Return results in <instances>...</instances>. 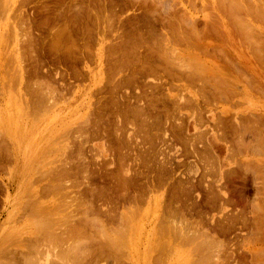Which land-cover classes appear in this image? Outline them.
I'll use <instances>...</instances> for the list:
<instances>
[{
    "label": "rangeland",
    "instance_id": "obj_1",
    "mask_svg": "<svg viewBox=\"0 0 264 264\" xmlns=\"http://www.w3.org/2000/svg\"><path fill=\"white\" fill-rule=\"evenodd\" d=\"M52 1H54V2H52ZM63 1L64 0H21L22 4H20V6H19L20 9L17 10L18 4L14 7V11H13L14 15H15L14 19L12 18L10 21H8L7 25H5V23H6L5 21L0 22V24L1 23L3 24V22H4L3 26L5 25L4 27H2V24H1V27L3 28L2 35H1V36H3L2 37L3 41H4V34H6L8 32L7 29H10L12 27V24H16L19 27L18 32H19L20 38L22 37L21 34H23L24 32L25 33L23 35H26L25 36L26 38L28 37L27 40H24L25 38L23 37L24 38L23 40L26 42L24 43V41L22 40L21 43H23V44H20L21 45V52L22 51L24 52V53H22L23 54L22 55L23 56V62L26 61L23 64H24V67H27V68H25V73H24L25 75H24V79L22 80V81H24V80L25 81L21 82V83L25 84V85L21 84V86L24 85L23 87H21L19 85L20 81H18L19 79L16 78L17 76H15L16 73L14 72L15 68L13 66L16 67V63H15L16 61H15V59H13V56L16 58V54H15L16 52L14 50L12 52L11 51L7 52L8 55L10 56L9 59L11 60L12 63H14L13 65H12V63H10L8 61V57L6 59V57L3 56V54L8 56L7 53H2V52H6L8 50L9 46L11 47L10 50H12V43L11 42H13V40H12L13 37L10 39L11 45H9V46L7 45V44H10V43H8L9 40H6L7 42H5V41L3 42L2 47L4 48V46L6 45L5 46L6 51L3 50L2 47L0 48V52H1V54H0V92L2 90L1 87H3V86H4L3 88H5L4 89L5 92L7 90V92H6L7 97L5 95L7 100L5 98L3 99V96L1 94L2 92L0 93L1 94L0 95V99H1L0 100V112H2V114H1L2 116H0V118H1V120H0V145L1 144L4 145V142H2V141L5 139L7 141L8 137H10L11 140L16 141L18 143H21L23 145V148L20 151V153L16 154V156L19 158V163L18 162L16 163L14 154H13V156H11V153L8 155V152H4L3 153L4 156L7 153L6 162L4 161V158H3L4 156L2 154H0L2 156V157H0V161H2V160L4 161V163L0 164V167L2 168L0 170V177L5 178L7 180L11 177L9 174L10 172H12V174L15 175V177H14V180H15L14 185L15 186H14V191H13L12 198H11L12 200L7 207L5 205V201L7 199V193H5V192L2 193L0 191V249H2V250H0V264H11V263L12 264H35V263L36 264H45V261H44L45 258L41 257V260L39 261L40 255L36 254L38 256V258H37V256L33 255V253H35L34 252L35 250H33V249H35L33 247V240L35 238H39V239L43 238V240H45L46 238H48L50 236V234L47 235V233H49L50 231H51L50 233L53 232V234L50 236L51 240L48 239V241L46 243L42 244L44 246V248L42 247L43 250H41L42 248L39 247L40 251H43V253L45 251H47L46 253L52 257H55L58 254L57 252H60L61 254H62V252L67 254L69 252H65V251H67V250L69 251V249H67V248L69 246L72 247L73 244L71 245V243L75 242L73 246H75V244H77L76 245L77 246V252H78V250H80L81 246H82L81 249L82 250L84 249V250L83 251L81 250L78 253L75 251L77 253V255L79 256V258L80 257L81 258L79 260L77 258L78 256H76V257L72 256L71 262L76 260L75 263L72 262L74 264L86 263V261H88V259L91 257V255H92V257H96V259H98L99 257L101 258V260L99 262H101V261L102 262L98 263V264H123L122 257H120L122 252H123L122 249H121L122 251L118 249V253H117V250H113V249L111 250L110 248H107V247L101 248V246H99L97 244V242H99L98 240L103 238L102 239V241H103L105 238H107L105 236L109 235V234H106L105 233L106 231L102 232L100 230L102 232V234H100L101 232L99 233V231H97L99 234L97 236V234H96L97 232L95 230V229H97L96 227H93L92 230L88 229L87 227L86 228L77 227L76 229H73V228H75V226L73 223H71V220H73V219L70 218L71 215L69 213L73 211L74 212L73 214H77L79 212H82L84 209L83 205L79 204L80 203V202H78L79 200L76 201L77 203L74 200L76 193L81 189V187L79 186V185H82V182H83V179L81 177L77 178L78 180L72 179L73 182H71L72 181L71 180L68 182V184L66 183L68 187H66V184H64V182L61 183L62 185H60V187L57 186L53 190V192L51 191L52 193L46 194L43 197V199L41 198L45 204H47V203L50 204L51 202H55L56 204H60L63 202L66 205L65 207H68L67 204L73 205L72 208H67V209L65 208V212L63 211V209H62V211L60 209L59 210L60 212H57L55 216H52L53 220L50 219V221H53L54 224L57 223L55 229L50 228V230H49V228L47 229V228L41 227V229L42 228H43V230L46 229L49 232L43 231L40 228H39V231L37 230L35 232V229H37V228H35L34 225H32V223L28 220L29 218L27 215H28V210L30 208V204L34 200L33 195L35 194V192L44 190L45 186L49 183V179L46 180L45 178H49L50 175H48V174L50 173L51 168H53V166L55 167V164L50 165L49 162L59 161L58 163H56V166H58V165L63 164L64 161L68 159L67 157L69 156L71 149H74V147L72 148V146L75 145L73 143L77 142L76 138L78 137V133H77L78 128L80 126L84 125V124L82 125V123H84V120H86V118L89 116L88 115V112H89L88 111V105H89L90 101L85 100L83 104H81L79 101L76 104L72 105L70 108L65 109L63 112L62 111L60 112L61 107L65 106L66 104H64V99L58 100L59 94L55 93L54 97L58 101L51 99L45 108H43L42 110L37 109V110L33 111V110L27 108L25 106L23 100L20 99V96L18 94L19 88L20 87L23 88L22 93H24V91L26 90L25 91V93H26L29 89H33V87L35 88V86L36 85L38 86V84H41V82L43 83L44 80H45L44 82L47 83V86L48 87L50 86L51 88L52 87L53 88L58 87L59 84H62V83L65 85V83H67V82L68 83L72 82V81H68L69 79L66 77L72 76V71H73L74 67H76V69H78V70H81L82 64H79V63L74 64V65H73V63L70 64L71 61L65 56V53H64V51L67 48L66 47L67 45H70V47H68L67 50H70V48H71L72 50H70V51L71 52L74 51L76 54H78L81 51H84V49H85L84 47H86V49L88 47V49H87L88 52H92L94 50L95 52H93V53H96L97 50L100 48L101 40L104 41V44L106 41V44L108 47L106 46V44L103 45V46H105L104 48H106L104 50L107 51V53H106V51H104L105 52L104 53L105 54L104 55V60H105L104 61V66H105L104 70H106V72L104 71L102 73V75L101 74L98 75V78L96 79V81L92 80V83L90 80H86L87 82L85 81V83H83L84 86L91 87L94 90L93 91L94 93L96 92L97 87H98V89L100 87V88H104V91L105 90L109 91V90H112L111 85H114L113 87L116 86L115 80L118 78L115 75L116 70L110 69V63L108 61L113 57L119 56L120 54L125 56L124 60L130 61V64L131 63L135 64V63H137L138 60L142 61V60L146 59L148 56L149 59L152 61L153 65L158 66L159 69H161V70L166 68L167 72L169 71L173 75H176L174 78H172L173 76L167 77V78H165V81L163 80L162 82L161 81L155 82L154 84H153L154 81L151 80V78H154V77L151 76V78H149L150 76L148 77L147 75H145L142 77V80H141L143 82H139L136 85L122 86L121 88H118V92L120 94L117 95V100H120L118 97H121L120 95H123L121 97L123 99H121V100H122L123 104L125 105L129 102V100L132 101V99H133V101H132L133 106H141L142 107L143 105H145L143 107L147 111V114H146V117H144V115H143L141 117H137L136 119H135V117L125 118L123 116H121L120 118L117 119L115 114H110L109 117L107 116L108 121L106 124L109 125V128L111 130H114V128H116V126L118 127V125H115V124H119V127H121V130L123 131V133H125V134L131 133L133 138L135 137L134 139H137L136 143L139 141L138 145L141 144L140 146L137 147L138 150H141V152L138 151L139 154H142L140 159L136 160L137 161L136 163H135V157H133L134 163H133V159L130 160V164L131 165L133 164L132 166L134 167V169H138L141 160L144 157H146L145 151H147V149H149L152 152L156 148L157 144L159 143V140L160 141L162 140V138L164 136V131L165 132L167 131V133L170 134V137L168 136V142H169V144L172 145V149H170L171 154L173 156H175L177 162H179V163L186 162V165H187L186 170L189 172L188 173V174H190L189 178H190V180H192L194 182V184L198 185L199 182L202 183L201 187L198 186L196 191H194V193L192 194L193 200H195L197 197L195 194L200 193V194H197L198 199H200L203 196L201 203L205 202V200L207 198V192L203 188L205 185H208V186L212 187L213 189L217 188L218 186L227 185V188L229 190L231 189V192H232V195L230 194V196H232V198L235 197V199H241L239 197V193H238L239 191L237 192V194L235 192L237 191V189L241 190L240 187L243 186L244 182L248 183L253 188H255V187L259 188L260 187V191L258 192V194L255 195V193L252 192L251 195L250 194L246 195L247 199L249 201L247 208L245 209L246 214L249 217L255 216V214H253V211L251 208V205L254 204V200L256 198H258L259 200L261 199V202L264 205V50H263V47H264V37H263L264 36V21H263L264 20V10L262 11V9H260V10H257L256 12H254V10H256L257 8L258 9L262 8L263 4H264V0H260V2L262 1V4L260 3L259 5H257V0H256L255 1V5H256L255 7L256 8L253 7V10H250V13H248V15H247L248 17L245 16L247 18V20H246L248 23L247 25H249L248 21L251 22L249 26H250V29H253V30L250 31L251 32L250 34L253 33V37H255V38H252L251 37L252 35L249 36L250 38L248 36H246L245 31L243 29L241 30V28L237 27L236 23L233 22L234 19L232 21L231 20L232 18H226L225 15L222 14L221 11L219 10L220 6L217 7V8H219V9H217L218 10V12H217L216 7H214V6H217L216 5L217 3H214L213 0H196L195 1L196 7L204 9V10L202 9L204 11V14H202L203 12H200L201 9L190 6V3H188L187 0H185V1H183V0H181V1L180 0H176V1L175 0H172V1L171 0H165V1L164 0H162V1L161 0L160 1L159 0H151V1L150 0H134V3H131V4H129L131 0H106V1L105 0H92L93 3L91 2V0H89V2H88V0H72V2L68 0V4L70 6L67 4V0H66V3H65V1L64 2ZM79 1H80V3H79ZM104 1H105V3H104ZM144 1L145 2L147 1L152 8L155 5H156V7H159V5H160L159 2L161 3V5L162 4H164L165 6L171 5L172 7L178 6L179 4L181 5L182 1L185 2L184 3L185 5L187 2L188 3L187 6L189 8L192 7L190 9L192 11V13L194 11H196L195 9L198 10V12L196 11L197 15H199L201 13L199 15L201 18V21L199 22L198 28H199V30H201V33L203 32V34L200 33L199 34L200 37H198L199 35L196 34V36L198 35L196 37L194 35L195 32H192L189 28H184V27L179 28V25L177 24V22H178L177 20L180 17V15L183 13V10H182L183 8H181L183 6L179 5L177 7V13L175 15H173L175 17L173 20L175 21L177 19L175 21L176 22V25H175L176 28L174 26L171 29H170V27L164 28V30H162V31L164 32L166 30V32H164V35H163L164 38H162L163 39L162 40L160 37V35L162 36V34H163V32L160 31L161 29L154 30V32L156 34L154 32H150L151 29H149V27L146 26V23L144 22L145 19L142 16V11H143L142 3ZM152 1H155V2L150 3ZM177 1H180V2H177ZM33 2H34V6L32 5ZM100 2H102V3H100ZM167 2H168V4H166ZM176 2L178 3V5H176ZM82 3H83V6H82ZM87 3L89 5L90 9L89 8L87 9V7H88ZM103 3H104V5H102ZM157 3H158V6H157ZM173 3H175V4H173ZM209 3H211L212 6H210ZM258 3H259V0H258ZM43 4L45 5V7L43 6ZM75 4H77V5H75ZM95 4H96V6H95ZM99 4H101V5H99ZM200 4H201V6H200ZM124 5H126V6H124ZM68 6L70 7V9L68 8ZM105 6H106V8H105ZM43 8H45V9H43ZM100 8H102V9H100ZM114 8L115 9L117 8L116 11L119 13V16L115 10H112ZM205 8H207V9H205ZM25 9L27 11H25ZM76 9H79L80 11L79 10L76 11ZM91 9H93V10H91ZM109 9H111V11ZM263 9H264V7H263ZM98 10H100V11L98 12ZM125 10L127 13L125 12ZM206 10H208V11H206ZM58 11H60V12H58ZM113 11H114V13H113ZM68 12H70V13L68 14ZM83 12H85V13H83ZM89 12L91 14H89ZM94 12H98V13H94ZM213 12H214V14L216 13V15L220 12V15L222 14L224 17L223 16L220 17V15L218 14L216 16L218 18V21L215 22L214 19H216V17H214ZM259 12L261 14L263 12V18H262V16H260L261 14H259ZM61 13L62 14L64 13L66 15L68 14L67 15L68 17L66 20L60 16ZM179 13H180V15H179ZM196 13H194V14H196ZM251 13H252V16H255V17H252ZM256 13H258L259 15ZM17 14L18 15L20 14V16L18 17ZM73 14L75 15L74 17H73ZM95 14L96 15L100 14V15L96 16ZM104 14H105V16H104ZM122 14H124V15H122ZM212 14H213V16H212ZM86 15H88V16L90 15L89 16L90 19ZM107 15H111L112 17L107 16ZM203 15L204 16L206 15L207 17L205 16V18H204ZM209 15L212 16V17L210 16V18L214 17V19H212L213 20L212 22H211V19L208 17ZM93 16H94V18H93ZM96 17H99V19ZM103 17H105L106 19H104ZM115 17H116V19L118 18L119 20L118 19L116 20ZM112 18H113V21H112ZM203 18L206 20H207V18H209L208 20H210V21L207 20L208 24L207 23H206V25L204 24L205 21H203ZM254 18L257 20V22ZM261 18H262L263 22L261 21ZM15 19H16V21H14ZM32 20H34V21H32ZM64 20L67 23V24L64 23V25L70 26L68 28L66 26L67 29L63 25ZM83 20L85 21V23ZM103 20H105V21H103ZM219 20H220V22H222V20H223V22L221 23L222 25H220ZM73 21L76 23H74ZM97 21H99V22L97 23ZM100 21L102 24L100 23ZM106 22H108L109 26L107 25ZM209 22H211V23H209ZM9 23L11 24V26L9 25ZM105 23H106V25H105ZM216 23H219V24H216ZM234 23H235V26L237 27V30L235 28H234L235 29L234 30L232 27L234 25ZM24 24H25V28L22 27ZM58 24H59V26H57ZM86 24L87 25L89 24L90 27H88ZM95 24H96V26H95ZM110 24H113V25H110ZM136 24H137L136 28H135V26L133 27V25H136ZM214 24H215V26H214ZM20 25H22V26H20ZM26 25H27V29H26ZM72 25H74V26L72 27ZM92 25L94 26V28ZM97 25H99V26H97ZM104 25H105L106 29L104 28ZM116 25H118V26H116ZM251 25L253 27H251ZM53 26H54L55 30H57L56 34L60 28V30L58 32L59 33L58 37L53 36V35H55V30H54ZM60 26L62 27V29ZM78 26H79V28L77 30ZM110 26H112V29ZM203 26H206V27H204L206 29H203ZM222 26H223V29H222ZM229 26L232 28L233 33L230 31L231 28ZM42 27H43V29H42ZM95 27L99 32L95 29ZM101 27H103L104 29L103 28L101 29ZM107 27H109V28L107 29ZM138 27L140 28L141 32H139ZM217 27H219V28H217ZM21 28H22V30L24 29L23 33H22ZM56 28H58V29H56ZM81 28H82V30H81ZM90 28H92V29H90ZM114 28H116L118 30H116ZM28 29H29L30 33L32 31L31 35H29V33L27 32ZM120 29H121V31H120ZM180 29H181V31H179ZM187 29H188V31H187ZM89 30L91 31V33L89 32ZM102 30H103V32L105 30L106 35H105V33L101 32ZM202 30H204V31H202ZM33 31L38 32V33H34ZM50 31L52 34L50 33ZM69 31H70V33H69ZM114 31H116L117 35L115 33H113ZM234 31H235V34H234ZM254 31H257V33ZM73 32H74V34H73ZM107 32H108V34H107ZM111 32H112V34H111ZM26 33H28V35L31 36V38ZM66 33H68L67 37H66V35H67ZM102 33L105 37L107 36L106 39L102 35ZM254 33H256V34H254ZM32 34L37 35V37L34 35L32 36ZM50 34L52 36H50ZM70 34H72V35H70ZM120 34H121V37L123 36V38H122V40H119L117 42L116 40L121 39V37L120 38L118 37V36H120ZM180 34L183 35V37ZM228 34L229 35L233 34V35L229 36ZM81 35H83V36H81ZM138 35H140V36H138ZM165 35H166V37H165ZM171 35H172V37H171ZM202 35H204V36H202ZM223 35L224 36L226 35V36L224 37ZM234 35H235V37H234ZM100 36H102V37H100ZM112 36L114 39L111 38ZM177 36H181V37H177ZM185 36H186V38H185ZM208 36H210V38H208ZM34 37H36V38H34ZM59 37L61 38V40H60L61 42L57 41L60 39ZM81 37H82L83 41L80 40ZM103 37H104V39H103ZM154 37H156L155 41L152 40V39H154ZM109 38L112 40H110ZM183 38H185V39H183ZM198 38H200L199 39L200 44L197 42ZM28 39H30V40H28ZM37 39H39V40H37ZM51 39L52 40L55 39V40L52 41ZM250 39H254V40L251 41ZM95 40L99 43V45ZM141 40H143V41H141ZM167 40H168V42H167ZM203 40L205 41V43L203 42ZM33 41H35V42H33ZM42 41H44V42L42 43ZM80 41H82V43L83 42L84 43L82 44ZM122 41L124 42V43H122V46H120L119 48H116V50L111 49V47H113L115 43L117 44V43L122 42ZM125 41L128 43H126ZM186 41H187V43H186ZM201 41L204 44L208 43L209 47L204 45V44H201ZM211 41H213V42L210 43ZM254 41H256V43ZM40 42H41V44H40ZM54 42H56V43H54ZM73 42H75L76 44L75 43L73 44ZM79 42H80V44H79ZM112 42H114V43H112ZM148 42L150 44H148ZM172 42H174L173 45H171ZM216 42H217V44H216ZM219 42H222L223 45H221V43H219ZM246 42H248V43H246ZM257 42H259L260 44ZM144 43L148 44L149 46L148 45H147V47H146V45L144 46ZM163 43H167L165 45L169 44L168 47L170 49L165 47ZM177 43L178 44L180 43L179 45H181V44L182 45L179 46ZM52 44L54 47L52 46ZM133 44L134 45L137 44V46L139 45V49L136 48L137 46L135 45L136 46L135 47ZM174 44H175L176 49L178 47H181L180 49L178 48V52H176L177 50L174 49L176 54L181 55V56L179 55L180 58H178L179 57L178 55H174L175 58L173 57L174 52L171 49H172V47H174ZM192 44L194 47L191 46ZM215 44L217 45V47L215 46ZM219 44L221 46H223L224 48L221 47ZM230 44L233 46H231ZM28 45H30L32 47L29 49L30 46H28ZM36 45L38 47H36ZM64 45H65V47H64ZM88 45H90V46H88ZM140 45L143 47H140ZM186 45L189 48L193 47L195 49L193 50L190 48L191 51L188 52L189 49L187 48ZM203 45L205 47H208L209 49L208 48L206 49ZM40 46H41V48H40ZM59 46L62 49H60ZM72 46L73 47L78 46V47L74 50L75 47L72 48ZM132 46H134V47H132ZM160 46H164V47H162L163 49ZM170 46H172V47H170ZM23 47L25 48V51H24ZM89 47H91L92 51L90 50ZM151 47L155 52L150 51ZM182 47L185 48V50L182 49ZM247 47L250 49H248ZM258 47H260V49ZM22 48H23V50H22ZM146 48H148V50ZM164 48L171 50L172 54H171V51L169 52L168 50L167 51H168L169 55L165 54V52L167 53V51ZM213 48H214V50H213ZM217 48L219 49V51ZM222 48L224 49L223 52H222ZM253 48H254V50H253ZM257 48H258V50H257ZM57 49L59 50L58 52H57ZM86 49H85V51H86ZM158 49H160V51H158ZM201 49L202 50L206 49V50L202 51ZM131 50H134V51H131ZM163 50H165V51H163ZM211 50H213V51H211ZM180 51L181 52L183 51L182 54L179 53ZM214 51H215V53H214ZM160 52H161V54H160ZM191 52H193V53H191ZM194 52H196L197 54L200 53L202 57L199 56V54L195 55ZM31 53L32 54L36 53L35 55L33 54L35 56V58H33L34 56ZM140 53H141V55H140ZM203 53H204V55H203ZM152 54H154V55H152ZM159 54H160V56H159ZM170 54H171L172 58H170ZM193 54L195 55V57L193 56ZM29 55H30V57L28 58ZM161 56H163V57L161 58ZM196 56L202 58L200 64H199L200 61H199L198 57H197L198 60L192 59V58H196ZM225 56H227V57H225ZM126 58H128V59H126ZM173 58L184 60V63L183 62L180 63L177 60L179 62V64H178V62L175 61ZM206 58H207V60H206ZM12 59L14 62L12 61ZM30 59H31V61H30ZM171 59L173 61H171ZM196 61H199V62L196 63ZM7 62H9V64H11V66L9 64L7 65ZM175 62H177V63H175ZM47 63H49V65ZM173 63H175L174 66L176 65L177 67H174ZM182 63H183V66H185V67L187 65L189 69L186 67L188 70L184 71L186 68L183 67L184 70L183 69L179 70L182 67ZM180 64H181V66H179L180 68H178V65H180ZM192 64L193 65L196 64L195 65L196 67H194ZM201 64L206 65L208 68L207 67L204 68V66H202ZM50 65H51V68H50ZM165 65H168V66H165ZM232 65H234L235 67ZM4 66H6V68ZM34 66L37 68H35ZM170 66H173V67H170ZM94 67H95L96 73H98L100 69L97 68L96 66H94ZM202 67H203V69H202ZM65 68L67 71L65 70ZM200 69H201V71L197 73L196 71H199ZM206 69H208L209 72H207ZM56 70H57V72H56ZM58 70H59V72H58ZM190 70H192V72H190ZM213 70H215V72ZM216 70H218V71H216ZM219 70L222 72H220ZM230 70H231V72H230ZM45 71H47V72H45ZM54 71L56 73H54ZM66 72H68V73H66ZM129 72L130 71L124 70L120 74L119 77H122V76L124 77L127 74H129ZM182 72H184V73H182ZM109 73L112 76H114L116 79L112 78V76L108 77ZM113 73H114V75H113ZM124 73H126V74H124ZM191 73H193V76ZM199 73L201 76L199 75ZM177 74H179V75L183 74V75H181L183 78L177 79L179 77V75H177ZM221 74H223V75H221ZM40 75H41V77H40ZM62 75L66 76V77H64V76L61 77ZM103 75H104V77H103ZM52 76H53V78H52ZM197 76H199L198 79H196ZM221 76H222V78H221ZM10 77H11V79H10ZM44 77L46 79H43ZM210 77H212V78H210ZM218 77H220V79ZM227 77L229 78L228 81H227V79H228ZM33 78H34V80H33ZM40 78H42L41 82L38 81ZM35 79H37L36 82H35ZM193 79H194V81H193ZM4 80H6V81H4ZM31 80H33V85L30 84ZM199 80H201L200 81L201 83L198 82ZM217 80H220L219 81L220 83ZM58 81H59V83H58ZM174 81L177 85L173 83ZM186 81H188V82H186ZM214 81H215V83L217 81L219 84L224 85V88L221 87L222 85L220 86V88L223 91L219 90L220 88L218 87L217 83L216 84H217L218 88L216 87V85H214L215 84ZM26 82H28L29 84ZM34 82L36 84H34ZM211 82H213V84ZM225 82H228L227 86H226ZM229 82L231 85L233 82L234 83L231 86L229 84ZM31 83H32V81H31ZM112 83H114V84H112ZM162 83H164V84L166 83L164 85V87L163 86L160 87V84H162ZM171 83H173L176 87L174 85H172ZM186 83H188V84H186ZM210 83L212 85H210ZM95 84H98V85H95ZM207 84H208V86H207ZM44 85L45 84H41V87L43 86L42 88H45L46 85L45 86ZM101 85H102V87H101ZM178 85H179V87H178ZM183 85L187 86L188 88L183 87V89H180V87ZM29 86H30V88H29ZM165 86H167V87H165ZM192 86H193V88L191 91L190 88ZM209 86H212V87H209ZM9 87L11 89H9ZM38 87H36V88H38ZM149 87H150V89H149ZM195 87H196V89H195ZM226 87L227 88L229 87V89L232 87L231 92L226 91V90H228V89H226ZM124 88H126V90H123ZM154 88L156 89V91L154 90ZM166 89H169L170 92L167 91ZM178 89H180V90L178 91ZM216 90H217V92H216ZM125 91L127 93L126 94L127 97L124 96ZM176 91L179 93H177ZM181 91H183V92H181ZM153 92L157 93L159 95V97H160V95L163 96V99L159 101V100L151 99L150 97H148V98L144 97L145 94L151 95ZM214 92H216L217 96L222 95L220 93H225V95H228V96H226V97L224 96V98H222V99H221V96L219 98H216L215 100L210 99L211 94L212 93L215 94ZM226 92H228V93H226ZM174 93L175 94L177 93V94L175 95ZM201 93H202V95H199ZM62 94H64V93L61 91V96H62ZM105 94H107V95H105ZM173 94L177 98H178V95H180V96L183 95L182 97L185 96L184 98H186V99L188 98L189 100L188 99L187 100L190 102L187 101L183 105V108L177 109L176 105H174V103H173L174 102L173 100H175V99H173L171 101V99H167V97H166L168 95L173 96ZM195 94L198 96H196ZM188 95L191 97H189ZM180 96H179V98H180ZM195 96L197 97L198 101H196V99H193V100L190 99L192 97L195 98ZM100 97H101V99L103 98L102 101H104V102L106 101V99L110 100L113 98V96H111L110 93L108 94L105 92L102 93L100 95ZM114 97L116 99V96H114ZM227 97H228V99H227ZM96 98H97V96H94L91 99V102L96 101ZM207 98H209L210 101ZM8 99H9V101H8ZM67 99H70V96L67 97ZM140 99H141V102H140ZM220 99L223 101H221ZM142 100L144 102H142ZM224 101H227L228 103L224 102ZM8 102H10V103H8ZM56 102H57V106H54ZM138 102H139V104H138ZM206 102H209V103H206ZM144 103H146V104H144ZM197 104H199V105H197ZM52 105H53V107H50ZM197 106H200L202 108L197 107ZM200 112L202 113V115ZM166 114H167V116H166ZM172 114H173V116H172ZM198 115L202 119V123H198L199 122L197 120V119H199ZM169 116H170V118H169ZM171 117H172V120H171ZM115 118L118 121L115 120ZM130 118H132V119H130ZM129 119L132 120L131 122L134 121L133 122V126L135 125L134 127L130 126L131 122L128 125L127 121L129 122L130 121ZM220 120H222L223 122L219 123ZM233 120L235 122H237L238 126L240 125V128L238 129L237 132L239 133V135L242 134V137L244 136L245 139H241L242 138L241 136H240L241 138L235 137L237 132L231 131L230 127H232L234 125L236 126V123L233 122ZM150 121L153 123H151ZM191 121H192L191 129H190V131H188L189 133H186V131H184V130L187 128L188 123ZM215 121H216V123H215ZM195 122H197L198 126H196L197 124H194ZM173 123H182L184 125L183 133H186V134L182 135V136L184 137L185 143L179 142L177 140L175 141L176 138L172 135V132H171V127H172ZM220 124H221V126H218ZM217 126H218V128H217ZM223 126H226V130L230 134L232 133L231 134L232 136L230 134H227V135H229L230 138L234 137V140H233V138L230 139L229 137H226V139H228V138L229 139L228 140L224 139V140L226 142L227 141H229V142L226 143L225 141H221V143L224 144V146L227 145L228 146V147L226 146L227 149L232 146L230 149L233 150V153L231 152V154L229 155L230 150L225 151L226 148L222 149V151H220V152L218 151V149H214V151H217L216 153L218 154V156L217 155L215 156L213 151L211 149H209L208 147H206V146H208V145H205V144H207L206 140L210 139L211 144H212L214 141L215 135H219L223 132V128H222ZM131 127H133V128H131ZM165 127H166V130H164ZM196 127H198V128L196 129ZM54 128L59 129V130H55L54 136L56 137V139L54 141V144L48 145V143L46 144V142H49V141H47L46 138H47V135L49 133H46V132H50ZM132 131H133V133H132ZM194 134H196V135H194ZM198 134H200V135H198ZM136 135H139V136H136ZM239 135H237V136H239ZM43 136H44V138L42 139ZM196 136H198V137H196ZM138 137L140 139H138ZM204 137L206 138V140L204 139ZM235 138H239V139L243 140V141L240 140L242 142V144L239 145L238 143H236ZM134 139L133 140L131 139V141H135ZM142 139L145 143L142 141ZM74 140H76V141H74ZM231 140L234 143H232ZM96 141L94 142L95 146L101 145V143H103V142H101L103 140H100V141L96 140ZM186 141H190L191 144L194 145L193 146L194 148L192 146L188 145V143L186 144ZM235 143L237 145H239L238 146L239 149ZM91 145L92 144L86 145V149L84 151L85 156L87 157V159H89V157H90V160H91V157L95 158L96 154L101 150V149L97 148V146L92 147ZM133 145H134V147H136L135 143H133ZM145 145H147L146 146L147 149H146ZM241 145L243 146V148L241 147ZM107 146H108V144H107ZM244 146H245V148H244ZM142 150L144 151V153ZM202 153H203V155H202ZM227 154H228V156H227ZM1 158H2V160H1ZM98 159H100V158L98 157ZM196 162H197V164H196ZM189 164H191V165H189ZM221 175L223 176V178H221ZM80 179L82 180V182L79 181ZM70 182H71V184H70ZM72 183L77 184V185L73 184L74 185V187H73ZM63 184L65 186V189H64ZM0 186H2L1 180H0ZM54 186H55V184H54ZM61 186L63 189L61 188ZM70 186H72V187H70ZM253 188H252V190H253ZM0 190H1V188H0ZM61 191H64V192H61ZM160 193L161 192H159L158 194H155V195H159ZM16 194H18V195H16ZM60 198H62V199H60ZM61 200H64V201H61ZM251 202H252V204H251ZM241 204L243 205V203H241ZM235 206H226V208H225V210H223V212H219L218 210H212L210 208H207L205 210V211H207V215L204 216V218L201 219L200 217L194 216L193 217L194 219H192L190 216H185L186 220L190 221V222L188 221L186 223L187 224H191V223L192 224L193 223L194 224H198V223L200 224V223H202L205 225L204 230H208L209 225L211 224L210 221L208 220V219H210V217L211 218L213 217L214 219H219V218H222L224 214H228V216L233 215V214L237 213V211H236L237 209H241V206L239 204L235 205ZM238 206H240V207H238ZM143 207H145V206H143ZM263 215H264V212H263ZM81 216L82 215H78V217L75 218V221L81 219L82 218ZM197 218H198V220H197ZM191 219H192V221H191ZM193 220H196V222ZM178 221L179 220H177V222ZM65 222H67L68 224ZM179 222H181V221H179ZM64 225H65V227H66V225H68V227L70 229H68V227L62 228V227H64ZM71 229L74 231L72 232ZM76 230L78 231L77 233H75ZM80 230H83V231L81 232ZM79 231L81 233H79ZM89 231L93 234L92 236H94V238H97V239L94 240V238L91 237V234ZM68 232H70V234ZM83 232H85L84 234H86V235H82ZM2 233H3V235H2ZM40 233H41V235H40ZM32 234H35V235H32ZM238 234H239L238 239H235V237L232 236L234 238V240L232 239L233 240L232 242H230L231 240L229 238H225L223 236L216 234L217 240H218V237L221 239V240L219 239L218 242L224 245V247H219L218 252H217L218 257L222 255L221 260L223 259L225 261L227 259L226 257H228L230 254L237 256L236 250H238V249H240L239 252L243 253V251L248 252L247 248H253V250H254L255 248H263L264 247V244H256L253 241H252L253 243H250L249 240L247 241V236H248L247 230H241L238 232ZM78 235L79 236L82 235L83 237L79 238ZM87 235H89L90 238ZM64 236H66V237H64ZM70 236L72 238H69ZM86 236L88 237V238H86V240H87L86 242H88L87 244H85L86 242L84 243V241H82V239H85ZM29 237H31V238H29ZM44 237H45V239H44ZM76 237H78V239H75ZM91 238H93V239H91ZM69 239H70V241H69ZM89 239H91V240H89ZM80 240L83 242L82 244H80L81 243ZM93 240L95 242H93ZM11 241H14V242H11ZM15 241H21V242L17 243ZM105 241L107 242L106 239H105ZM221 241L224 242L225 244L222 243ZM77 242H80V243H77ZM11 243L12 244L16 243V245H12ZM78 245L80 248L78 247ZM87 245H90V249L88 247H87L88 249H86L88 252L87 255L82 254L83 256H81V254H80L81 252H84V251L86 252L85 248ZM32 247H33V249H31ZM73 248L74 247H72L71 249H73ZM71 249H70V251H71ZM31 250H33V252ZM101 250L104 251V254L102 256L100 255V253L102 252ZM10 251H12V252H10ZM38 251H39V249H38ZM213 251H216V249H214ZM73 252L71 251L70 254L72 255ZM39 253H41V252H39ZM55 253H57V254L54 255ZM70 254L69 255L67 254V255L70 256ZM116 254H117V256H116ZM63 255H65V254H63ZM249 255H250V253L245 254V258H243L242 261L245 263L246 262L249 263L250 258H251V260L254 259V255H253V258H252V255H250V256ZM50 256H49L50 259L48 257H46L49 259V262H50V263L47 262V264H52L51 263L52 257H50ZM58 256H59V254H58ZM22 257H23V259H22ZM27 257L29 258V260H27L28 259ZM57 257L53 258V259H55V260L57 259V261H58V259H60V258H57ZM69 258L70 257H68L67 259H69ZM73 258H74V260H73ZM82 258L84 259V261L82 260ZM85 259H87V260H85ZM62 260H65V259H62ZM62 260H60L61 263H62ZM117 260H118V262H117ZM185 260L183 258L182 262H180L178 264H189V261H190V264H195V263H193L195 261L192 262L189 258H186ZM81 261H83V262H81ZM230 261H231V264H238L236 262H233L232 260H230ZM65 262H66V264L71 263L70 259H69V261L65 260L63 263L65 264ZM153 262L154 263H151V264H161L162 263V262H159V260H157V261L155 260ZM53 263H55V261Z\"/></svg>",
    "mask_w": 264,
    "mask_h": 264
},
{
    "label": "bare ground",
    "instance_id": "obj_2",
    "mask_svg": "<svg viewBox=\"0 0 264 264\" xmlns=\"http://www.w3.org/2000/svg\"><path fill=\"white\" fill-rule=\"evenodd\" d=\"M65 3H66V0H64ZM63 1V2H64ZM72 2V0H69ZM106 1V0H105ZM104 1V3H105ZM132 1V2H131ZM129 4L131 3H134V0H131ZM151 1V0H150ZM160 1V0H159ZM158 1V2H159ZM162 1V0H161ZM165 1V0H164ZM172 1V0H171ZM176 1V0H175ZM181 1V0H180ZM180 1H177V2H180ZM185 1V0H183ZM181 2V5L183 7L182 10H183V13L180 15V17L178 18V22L177 24L179 25V28H189L192 32H195L194 35L196 36V34H200L201 33V30H199V22L201 21V18H200V12H203L202 14H204V9L202 10L201 8L199 7H196V3L195 1L196 0H187L188 3H190V6H193V7H196L198 9H201L200 10V14L197 15L196 11L198 12L197 9H195L196 11H194L192 13V11L190 10L191 8H189L187 5L188 3L186 2V5L184 4L185 2ZM255 1L256 0H213L214 3H217L216 5L217 6H214L216 7V10L219 9L221 11L222 14L225 15L226 18H232L231 20L234 21L237 25V27L241 28V30L243 29L245 31V34L246 36H251L252 38H255L253 37V33L250 34L251 30L253 29H250V21L249 22V25H247V18L248 17V13H250V10H253V7H255ZM36 2V1H35ZM54 2V1H52ZM89 2V0H88ZM92 2V0H91ZM155 1H152L150 3H153ZM174 2V1H173ZM176 2V5H178V3ZM199 2V1H198ZM80 3V1H79ZM93 3V2H92ZM98 3V2H97ZM102 3V2H100ZM104 3L102 5H104ZM172 3V2H171ZM213 3V4H214ZM262 4V1L260 2L259 0V3H258V0H257V5L259 4ZM18 4V7H17V10L20 9L19 6L21 3V0H0V22L2 21H5V25L8 24V21H10L12 18L14 19V7ZM32 4V3H31ZM45 4V3H44ZM43 4V6L45 7V5ZM47 4V3H46ZM54 4V3H53ZM67 4H68V0H67ZM125 4V3H124ZM159 7H156V5L152 8L149 3L146 1H144L142 3V6H143V11H142V16L144 17V22L146 23V26L149 27L150 32H154V30L156 29H161L160 31L164 30V28H168L170 27V29L175 25H176V20L174 21L173 19L175 18L173 15H175L177 13V7L178 6H175V7H172L171 5H168V6H165L164 4L161 5V3L159 2ZM168 4V2L166 3ZM175 4V3H173ZM210 6H212L211 3H209ZM34 6V2L32 4ZM66 5V4H65ZM69 5V4H68ZM77 5V4H75ZM81 5V4H80ZM79 5V6H80ZM88 5V3H87ZM101 5V4H99ZM127 5V4H126ZM124 5V6H126ZM180 5V6H181ZM31 6V5H30ZM42 6V5H41ZM42 6V7H43ZM70 6V5H69ZM68 6V8L70 9V7ZM73 6V5H72ZM82 6H83V3H82ZM85 6V5H84ZM96 6V4H95ZM109 6V5H108ZM157 6H158V3H157ZM201 6V4H200ZM208 6V5H207ZM220 6V7H219ZM24 7V6H23ZM29 7V6H28ZM74 7V6H73ZM104 7V6H103ZM204 7V6H203ZM219 7V8H217ZM222 7V8H221ZM259 7V6H258ZM262 7V6H261ZM263 7H264V4H263ZM262 8H257L256 10H254V12H256L257 10H260L262 9V11L264 10ZM22 8V7H21ZM25 8V7H24ZM76 8V7H75ZM78 8V7H77ZM90 9L89 5L87 7V9ZM92 8V7H91ZM106 8V6H105ZM118 8V7H117ZM116 8V9H117ZM212 8V7H211ZM210 8V9H211ZM256 8V7H255ZM45 9V8H43ZM84 9V8H83ZM102 9V8H100ZM104 9V8H103ZM116 9H112V10H115ZM207 9V8H205ZM209 9V8H208ZM214 9V8H213ZM68 10V9H67ZM79 10V9H76V11ZM93 10V9H91ZM96 10V9H95ZM105 10V9H104ZM111 11V9H109ZM193 10V9H192ZM25 11H27L25 9ZM41 11V10H40ZM75 11V12H76ZM80 11V10H79ZM78 11V12H79ZM83 11V10H82ZM88 11V10H87ZM100 10H98L99 12ZM134 11V10H133ZM208 11V10H206ZM210 11V10H209ZM20 12V11H19ZM60 12V11H58ZM71 12V11H70ZM68 12V14L70 13ZM98 12H94V13H98ZM117 12V11H116ZM126 12V10H125ZM139 12V11H138ZM180 12V11H179ZM182 12V11H181ZM218 12V10H217ZM57 13V12H56ZM65 13V12H64ZM60 14V16L63 18V19H67V15L66 14ZM85 13V12H83ZM93 13V12H92ZM101 13V12H100ZM106 13V12H105ZM108 13V12H107ZM114 13V11H113ZM118 13V12H117ZM122 13V12H121ZM127 13V12H126ZM125 13V14H126ZM136 13V12H135ZM196 13V14H194ZM23 14V13H22ZM76 14V13H75ZM78 14V13H77ZM87 14V13H86ZM89 14H91L89 12ZM103 14V13H102ZM101 14V15H102ZM110 14V13H109ZM214 14V12H213ZM212 14V16H213ZM220 15V12L218 13ZM217 14V15H218ZM220 15L223 16V15ZM258 14V13H256ZM259 14H261L259 12ZM258 14V15H259ZM24 15V14H23ZM96 15V14H95ZM94 15V16H95ZM100 15V14H99ZM99 15H96V16H99ZM124 15V14H122ZM216 13L214 14V17L217 16ZM17 16L19 17L20 14ZM57 16V15H56ZM75 15L73 14V17ZM84 16V15H83ZM88 16V15H86ZM90 16V15H89ZM88 16V18H89ZM93 16V18H94ZM105 16V14H104ZM107 16H111V15H107ZM106 16V17H107ZM118 16H119V13H118ZM121 16V15H120ZM135 16V15H134ZM206 16V15H205ZM205 16L203 15V17L205 18ZM211 15H209L208 17L210 18ZM211 16V17H212ZM246 16V17H245ZM250 16V15H249ZM251 16H252V13H251ZM250 16V17H251ZM262 16L263 18V12L262 14L260 15ZM55 17V16H54ZM92 17V16H91ZM112 17V16H111ZM114 17V16H113ZM122 17V16H121ZM207 17V16H206ZM213 18H210L211 19V22L213 21L212 19ZM224 17V16H223ZM252 17H255V16H252ZM76 18V17H75ZM82 18V17H81ZM99 19V17H96ZM104 19H106L105 17H103ZM124 18V17H123ZM203 18V21L204 24L206 25V23L208 24L207 20L209 18L204 19ZM246 18V19H245ZM262 18H261V21H262ZM20 19V18H19ZM29 19V18H28ZM74 19V18H73ZM85 19V18H84ZM87 19V18H86ZM90 19V18H89ZM92 19V18H91ZM102 19V18H101ZM116 19V17H115ZM118 19V18H117ZM116 19V20H117ZM220 19V18H219ZM255 19V18H254ZM260 19V18H259ZM35 20V19H34ZM32 20V21H34ZM65 20L63 21V25L65 22ZM72 20V19H71ZM109 20V19H108ZM119 20V19H118ZM121 20V19H120ZM215 22L218 21V18L216 17V19H214ZM221 20V19H220ZM219 20V22H220ZM256 20V19H255ZM254 20V21H255ZM16 21V19L14 20ZM13 21V22H14ZM26 21V20H25ZM79 21V20H78ZM84 21V20H83ZM82 21V22H83ZM105 21V20H103ZM112 21H113V18H112ZM210 21V20H208ZM225 21V20H224ZM227 21V20H226ZM264 21V20H263ZM262 21V22H263ZM20 22V21H19ZM30 22V21H29ZM68 22V21H67ZM74 22V21H73ZM72 22V23H73ZM99 21H97L98 23ZM118 22V21H117ZM121 22V21H120ZM209 22V23H211ZM214 22V23H215ZM223 22V20H222ZM220 22V25H222ZM257 22V20H256ZM255 22V23H256ZM36 23V22H35ZM44 23V22H43ZM69 23V22H68ZM76 23V22H74ZM85 23V21H84ZM87 23V22H86ZM101 23V21H100ZM107 25L109 26L108 22H106ZM105 23V25H106ZM111 23V22H110ZM119 23V22H118ZM117 23V24H118ZM235 23L234 25L232 26L233 29L235 28L237 30V27L235 26ZM2 24V23H1ZM1 24H0V48L2 47L3 45V42H7L6 40H9L8 43H10V39L12 38L13 42L12 43V50L11 47L9 45L10 44H7L9 47H8V50L6 51V45L4 46V48L2 47L3 50H5L6 52H2V53H7V52H12L13 50L16 52V58L13 56V59H15V63H16V67L13 66L15 68V73L17 76L16 78L19 79L18 81H20V86L21 84H24V83H21V82H24L22 81L24 79V73H25V68L27 67H24V64L25 62H23V54L24 53L23 51L21 52V45L20 44H23L21 43V41L24 39V40H27V38L25 37L26 35H23V30H22V37L20 38L19 36V32H18V26L16 24H12V27L10 29H7L8 32L6 34H4V41H3V36L2 35V30L4 27L3 24H2V27H1ZM67 24V23H66ZM82 24V23H81ZM102 24V23H101ZM216 24H219V23H216ZM226 24V23H225ZM233 24V23H232ZM257 24V23H256ZM9 25L11 26V24L9 23ZM30 25V24H29ZM40 25V24H39ZM38 25V26H39ZM76 25V24H75ZM87 25V24H86ZM94 25V24H93ZM92 25V26H93ZM105 25H104V28H105ZM110 25H113V24H110ZM119 25V24H118ZM116 25V26H118ZM228 25V24H227ZM22 26V25H20ZM59 26V24L57 25ZM62 26V25H61ZM60 26V27H61ZM65 28L67 25H64ZM74 25H72L73 27ZM81 26V25H80ZM88 27L89 24L87 25ZM86 26V27H87ZM96 26V24H95ZM99 26V25H97ZM137 26L136 25H133V27ZM212 26V25H211ZM210 26V27H211ZM215 26V24H214ZM213 26V27H214ZM217 26V25H216ZM235 26V27H234ZM23 28H25V24L22 26ZM45 27V26H44ZM52 27V26H51ZM70 27V26H67V28ZM111 29H112V26H110ZM206 26H203V29H206L204 28ZM212 27V28H213ZM230 27V26H229ZM228 27V28H229ZM251 27H253L251 25ZM7 28V27H6ZM5 28V29H6ZM40 28V27H39ZM54 28V26H53ZM52 28V29H53ZM59 28V27H58ZM56 28V29H58ZM66 28V29H67ZM79 26L77 27V30H78ZM94 28V26H93ZM98 28V27H97ZM103 27H101L102 29ZM103 28V29H104ZM109 27H107L108 29ZM139 28V27H138ZM176 28V27H175ZM201 28V27H200ZM215 28V27H214ZM213 28V29H214ZM219 28V27H217ZM231 28V27H230ZM255 28V27H254ZM26 29H27V25H26ZM43 29V27H42ZM41 29V30H42ZM62 29V27H61ZM89 29V28H88ZM92 29V28H90ZM96 29V27H95ZM99 29V28H98ZM106 29V28H105ZM116 29V28H114ZM144 29V28H143ZM202 29V28H201ZM222 29H223V26H222ZM221 29V30H222ZM234 29V30H235ZM256 29V28H255ZM55 30V28H54ZM60 30V28H59ZM58 30V32H59ZM73 30V29H72ZM71 30V31H72ZM82 30V28H81ZM97 30V29H96ZM118 30V29H116ZM169 30V29H168ZM216 30V29H215ZM257 30V29H256ZM40 31V30H39ZM49 31V30H48ZM52 31V30H51ZM50 31V33H51ZM56 31L55 30V35L53 36H57L59 35V33L57 32L56 34ZM62 31V30H61ZM74 31V30H73ZM95 31V30H94ZM98 31V30H97ZM112 31V30H111ZM121 31V29H120ZM119 31V32H120ZM138 31V30H137ZM144 31V30H143ZM175 31V30H174ZM181 31V29L179 30ZM178 31V32H179ZM185 31V30H184ZM188 31V29H187ZM204 31V30H202ZM226 31V30H225ZM231 32L233 31L232 28L230 30ZM240 31V30H239ZM27 32L29 33V35H31L29 29L27 30ZM34 32V31H33ZM47 32V31H46ZM63 32V31H62ZM89 32L91 33V31L89 30ZM99 32V31H98ZM103 32V30L101 31ZM100 32V33H101ZM139 32L140 31V28H139ZM163 32V31H162ZM166 32V30L164 31ZM164 32L162 34V36L160 35L161 39L164 38ZM183 32V31H182ZM230 32V33H231ZM257 33V31H254ZM259 32V31H258ZM28 33H26L28 35ZM34 33H38V32H34ZM54 33V32H53ZM70 33V31H69ZM105 33V30L104 32ZM102 33V35H103ZM113 33L116 34V31H114ZM155 33V32H154ZM233 33V32H232ZM254 33V34H256ZM52 34V33H51ZM50 34V36H52ZM66 37L68 36V33H66ZM74 34V32H73ZM108 34V32H107ZM112 34V32H111ZM119 34V33H118ZM150 34V33H149ZM156 34V33H155ZM179 34V33H178ZM182 34V33H181ZM180 34V35H181ZM184 34V33H183ZM203 34V32L201 33ZM234 34H235V31H234ZM261 34V33H260ZM28 35V36H29ZM34 34H32L33 36ZM40 35V34H39ZM38 35V36H39ZM72 35V34H70ZM99 35V34H98ZM101 35V34H100ZM106 35V33H105ZM117 35V34H116ZM197 35V36H198ZM227 35V34H226ZM225 35V36H226ZM229 35V34H228ZM233 35V34H232ZM232 35H229V36H232ZM262 35V34H261ZM37 37V35H34ZM49 36V37H50ZM78 36V35H77ZM83 36V35H81ZM104 36V35H103ZM110 36V35H109ZM137 36V35H136ZM140 36V35H138ZM158 36V35H157ZM183 37V35H181ZM181 36H177V37H181ZM196 36V37H197ZM204 36V35H202ZM224 36V35H223ZM224 36V37H225ZM243 36V35H242ZM256 36V35H255ZM24 37V38H23ZM31 38V36H29ZM34 37V38H36ZM48 37V38H49ZM80 37V36H79ZM102 37V36H100ZM105 37V36H104ZM103 37V39H104ZM107 37V36H106ZM105 37V39H106ZM119 38L121 37V34L120 36H118ZM166 37V35H165ZM168 37V36H167ZM172 37V35H171ZM175 37V36H174ZM200 37V35L198 36ZM235 37V35H234ZM233 37V38H234ZM257 37V36H256ZM262 37V36H261ZM264 37V36H263ZM42 38V37H41ZM56 38V37H55ZM60 38V37H59ZM65 38V37H64ZM69 38V37H68ZM113 38V36L111 37ZM123 36L121 37V39H118L116 40L117 42L119 40H122ZM127 38V37H126ZM135 38V37H134ZM186 38V36H185ZM183 38V39H185ZM208 38H210V36H208ZM214 38V37H213ZM212 38V39H213ZM222 38V37H221ZM220 38V39H221ZM245 38V37H244ZM250 38V37H249ZM44 39V38H43ZM58 39V38H57ZM56 39V40H57ZM63 39V38H62ZM87 39V38H86ZM96 39V38H95ZM110 39V38H109ZM114 39V38H113ZM129 39V38H128ZM142 39V38H141ZM156 37H154V40L155 41ZM160 39V40H161ZM168 39V38H167ZM173 39V38H172ZM175 39V38H174ZM182 39V38H181ZM199 39L198 38L197 42L200 44L199 42ZM207 39V38H206ZM227 39V38H226ZM23 40V41H24ZM30 40V39H28ZM33 40V39H32ZM39 40V39H37ZM52 40V39H51ZM55 39H53L52 41H54ZM61 40V38L59 40H57L58 42ZM80 40H82V37L80 38ZM97 40V39H96ZM95 40V41H96ZM101 40V39H100ZM108 40V39H107ZM112 40V39H110ZM159 40V41H160ZM163 40V39H162ZM202 40V39H201ZM251 41H253L254 39H250ZM41 41V40H40ZM56 41V42H57ZM70 41V40H69ZM83 41V40H82ZM82 41H80L82 43ZM90 41V40H89ZM88 41V42H89ZM99 41V40H98ZM143 41V40H141ZM188 41V40H187ZM186 41V43H187ZM222 41V40H221ZM230 41V40H229ZM228 41V42H229ZM245 41V40H244ZM247 41V40H246ZM249 41V40H248ZM259 41V40H258ZM26 41H24L25 43ZM29 42V41H28ZM35 42V41H33ZM39 42V41H38ZM44 41H42L43 43ZM54 42V43H56ZM61 42V41H60ZM64 42V41H63ZM62 42V43H63ZM71 42V41H70ZM79 42V44H80ZM97 42V41H96ZM126 42V41H125ZM134 42V41H133ZM166 42V41H165ZM168 42V40H167ZM185 42V41H184ZM203 42L205 43V41L203 40ZM213 41H211L210 43H212ZM215 42V41H214ZM223 42V41H222ZM222 42H219L221 43V45H223ZM242 42V41H241ZM256 43V41H254ZM32 43V42H31ZM68 43V42H67ZM75 42H73L74 44ZM84 43V42H83ZM82 43V44H83ZM98 43V42H97ZM114 43V42H112ZM111 43V44H112ZM122 43H124L123 41L122 42H119V43H115L113 47H111V49H115L116 48H119L120 46H122ZM128 43V42H126ZM155 43V42H154ZM170 43V42H169ZM174 42H172L171 45H173ZM182 43V42H181ZM197 43V44H198ZM202 43L201 41V44H204ZM230 43V42H229ZM237 43V42H236ZM248 43V42H246ZM250 43V42H249ZM259 43V42H257ZM33 44V43H32ZM37 44V43H36ZM41 44V42H40ZM65 44V43H64ZM72 44V43H71ZM76 44V43H75ZM105 44H106V41H105ZM104 44V41L101 40L100 42V48L97 50L96 53H93L95 52L94 50L92 51L91 47L90 50L92 52H88L86 47H84L86 49H84V51H81L79 52L78 54H76L74 51L71 52L70 50H72L70 48V50H67L68 47H70V45H67L66 47V50L64 51L65 53V56L71 61L70 64L73 63L74 64H82V69L81 70H78L76 69V67L73 68V71H72V76L70 77H66L64 75H62L61 77H66L68 78L69 80L68 81H72V82H67L65 83V85L62 83V84H59L58 87H48L47 86V83H45L43 81V83L41 82V79L40 78L38 81L41 82V84H45V88H42L41 87V84H38V86L36 85L35 88L33 87V89H29L26 93L24 91L23 92V87L24 85H22L20 88H19V96H20V99L23 100L25 106L33 111L37 110V109H40L42 110L43 108H45L47 106V104L49 103V101L51 99L55 100V101H58V100H63L64 99V104H66L65 106L61 107V110L60 112L64 111L65 109L67 108H70L72 105L76 104L77 102L80 101L81 104L84 103L85 100H89V105H88V117L86 118V120H84V123H82L83 126H80L78 128V137L76 138L77 139V142L73 143L75 144L74 146H72V148L74 147V149H71V152L69 153V156L67 157L68 159L64 161L63 164L61 165H58L56 166V163H58L59 161H52V162H49L50 165H54L55 164V167L53 166V168H51L50 170V173L48 175L49 178H45L46 180L49 179V183L45 186L44 190L43 191H38V192H35V194L33 195L34 197V200L31 202L30 204V208L28 210V220L32 223V225H34L35 228V232L38 230L39 231V228L41 229V227L43 228H50L52 229H55L56 224L53 223V221H50V219L53 220V217L52 216H55L57 212H60L59 210L63 209V211L65 212V208H72L73 205L72 204H67L68 207H65L66 205L62 202L60 204H56L55 202H51L50 204L47 203L45 204L42 199L43 197L46 195V194H50L53 192V190L58 186L60 187V185H62L61 183L64 182V184H68L69 181H71L72 179H77V178H82L83 179V182L82 180L80 179L79 181L82 182V185H79L81 187V189L76 193V196L74 198L75 202L77 200H79L78 202H80L79 204L83 205V211L82 212H79L77 214H73L74 212H70L69 214L71 215L70 218H72L73 220H71V223L74 224L75 228L73 229H76L77 227H84V228H88V229H93V227H96L97 231H99V233L102 231H106L105 233L106 234H109V235H104L107 242L105 241V239L102 241V239L98 240L99 242H97V244L99 246L102 247H107V248H110L111 250H117V253H118V249L119 250H123L122 254L120 257H122V260H123V264H151V263H154L153 261H157L159 260V262H162L161 264H178L180 262H182L183 258L184 260L186 258H189L193 263L195 264H231V261L232 260L233 262H236L238 264H264V247L263 248H255L253 250V248H247L248 252H245L243 251L242 252H239L240 249L236 250L237 252V256H234L233 254H230L228 257H226L227 259L224 261L223 259L221 260V256H217V252H218V249L219 247H224L223 244L219 243L218 240L220 239L218 237V240H217V235H220V236H223L225 238H229L232 242L234 240V238L232 236L235 237V239H238L239 238V234L238 232L241 231V230H247L248 231V236H247V241L249 240L250 243H256V244H264V215H263V212H264V205L263 203L261 202V199L259 200L258 198H256L254 200V204L251 205V208H252V211H253V214H255V216L253 217H249L247 216L246 214V211L245 209L247 208V205L249 203L248 199H247V196L246 195H251L252 192L256 194H258V192L260 191V187L259 188H253L251 187L248 183H245L243 184L242 187H240L241 190L237 189V191L235 192L237 194V192L239 193V197L241 199H235L232 198V196H230V194L232 195V192H231V189L229 190L227 188V185H222V186H218L217 188L213 189L212 187L208 186V185H205L203 188L204 190L207 192V198L205 200L204 203H201L202 199H203V196L198 199V195L197 194H200V193H197L195 194L197 197L195 200H193V197H192V194L194 193V191H196V189L198 188V186L201 187L202 183L199 182L198 185L194 184V182L192 180H190L189 178V175L188 174L189 172L186 170L187 169V165H186V162H182V163H179L176 161V158L175 156H173L170 152V149H172V145L169 144L168 142V136L170 137V134L167 133V131L165 132L164 131V136L162 138V140L160 141L159 140V143L157 144L156 148L151 152L149 149H147V145H145L147 151H145L146 153V157H144L140 164H139V168L138 169H134V167L130 164V160L133 159V157H135V163L137 162L136 160H139L141 155L142 154H139V152H141V150H138L137 147L140 146L138 145V142L136 143V140L137 139H134L133 136L131 135V133H123V131L121 130V127H119V124H115V125H118V127L116 126V128H114V130H111L109 128V125H107V116L109 117L110 114H115L117 119L120 118L121 116L127 118V117H135V119L137 117H141L144 115V117H146V114H147V111L145 110V108L143 106H133L132 104V101L129 100V102L127 104H123L122 100L123 98H121L123 95H120L121 97H118L120 100H117V95L120 94L118 92V88H121L122 86H130V85H136L138 84L139 82H143L141 81L142 80V77L147 75L149 78L154 77V78H151V80H153V84L155 82H159V81H165V78L167 77H171L173 76L172 78H174L176 75H173L171 72H167V69L164 68L163 70L159 69L158 66L156 65H153L152 61L149 59V57L147 56L146 59L144 60H138L137 63L135 64H130V61H126L124 60V57L123 55H119L117 57H113L111 58L108 62L110 63V69L111 70H116L115 72V75L116 77H118L117 79L112 76L110 73L108 75L109 76H112V78H115L116 80V86L113 87L114 85H111L112 86V90H105L104 91V88H100L98 89L97 87V90L96 92L94 93L93 89L91 87H86L83 85V83H85L86 80H90L91 83H92V80H95L98 78V75H102V73L106 70H104V48L105 45ZM140 44V43H139ZM148 44H150L148 42ZM148 44H145L144 43V46ZM165 47L169 48V44L168 45H165L167 43H163ZM176 44V43H175ZM175 44H174V47H172L171 50H173V57L174 55H178L175 53V50H177L176 52H178V48L180 49L181 47H178L176 49L175 47ZM178 44V43H177ZM180 44V43H179ZM178 44V45H179ZM185 44V43H184ZM189 44V43H188ZM217 44V42H216ZM215 44V46L217 47V45ZM228 44V43H227ZM232 44V43H231ZM230 44V45H231ZM252 44V43H251ZM260 44V43H259ZM27 45V44H26ZM56 45V44H55ZM58 45V44H57ZM99 45V43H98ZM110 45V44H109ZM134 45V44H133ZM137 46V44H135ZM134 45V46H135ZM156 45V44H155ZM182 45V44H181ZM179 45V46H181ZM206 46L209 47L208 43L204 44ZM203 45V46H204ZM220 45V44H219ZM220 45V46H221ZM30 46V45H28ZM42 46V45H41ZM40 46V48H41ZM44 46V45H43ZM53 46V44H52ZM90 46V45H88ZM93 46V45H92ZM107 46V44H106ZM128 46V45H127ZM132 46V47H134ZM135 46V47H136ZM149 46V45H148ZM164 46H160L161 48L164 47ZM187 46V45H186ZM185 46V47H186ZM193 46V44L191 45ZM202 46V45H201ZM213 46V45H212ZM225 46V45H224ZM233 46V45H231ZM32 46L29 47V49L31 48ZM35 47V46H34ZM36 47H38L36 45ZM54 47V46H53ZM56 47V46H55ZM62 47V46H61ZM65 47V45H64ZM75 47V46H74ZM72 46V48H74ZM78 47V46H77ZM75 47L74 50L77 48ZM108 47V46H107ZM140 47H143L140 45ZM157 47V46H156ZM184 47V46H183ZM185 50V48H183ZM194 47V46H193ZM191 48V49H195V48ZM196 47V46H195ZM200 47V46H199ZM205 47V46H204ZM208 47H205L206 49ZM211 47V46H210ZM223 47V46H221ZM24 48V47H23ZM22 48V50H23ZM43 48V47H42ZM60 48V46H59ZM98 48V47H97ZM139 49V45L136 47ZM150 48V47H149ZM187 48L189 49V51H191V49L187 46ZM197 48V47H196ZM212 48V47H211ZM215 48V47H214ZM213 48V50H214ZM224 48V47H223ZM222 48V52H223V49ZM248 48V47H247ZM260 49V47H258ZM257 48V50H258ZM1 49V50H2ZM46 49V48H45ZM49 49V48H48ZM56 49V48H55ZM62 49V48H60ZM122 49V48H121ZM141 49V48H140ZM145 49V48H144ZM148 50V48H146ZM163 49V48H162ZM166 49V48H164ZM170 49V48H169ZM175 49V50H174ZM198 49V48H197ZM204 49V50H206ZM209 49V48H208ZM218 49V48H217ZM227 49V48H226ZM229 49V48H228ZM250 49V48H248ZM32 50V49H31ZM82 50V49H81ZM124 50V49H123ZM168 49H166L167 51ZM171 50H168L169 52ZM202 50V49H201ZM202 50V51H204ZM211 50V51H213ZM254 50V48H253ZM263 50H264V47H263ZM24 51H25V48H24ZM59 50L57 49V52ZM79 51V50H78ZM109 51V50H108ZM131 51H134V50H131ZM143 51V50H142ZM150 51H154L151 47V50ZM157 51V50H156ZM158 51H160V49H158ZM165 51V50H163ZM165 52V54H168L169 53ZM187 51V50H186ZM209 51V50H208ZM217 51V50H216ZM219 51V49H218ZM228 51V50H227ZM256 51V50H255ZM254 51V52H255ZM32 52V51H31ZM56 52V51H55ZM61 52V51H60ZM155 52V51H154ZM183 52V51H182ZM182 52L180 51L179 53L182 54ZM185 52V51H184ZM198 52V51H197ZM201 52V51H200ZM257 52V51H256ZM107 53V51H106ZM193 53V52H191ZM195 55L197 54L196 52H194ZM206 53V52H205ZM211 53V52H210ZM209 53V54H210ZM213 53V52H212ZM215 53V51H214ZM1 54V52H0ZM13 54V53H12ZM32 54V53H31ZM34 55L36 53H33ZM32 54V55H33ZM111 54V53H110ZM116 54V53H115ZM138 54V53H137ZM136 54V55H137ZM149 54V53H148ZM161 54V52H160ZM159 54V56H160ZM171 54H172V51H171ZM171 54H170V58L171 57ZM184 54V53H183ZM199 56H201L200 53H198ZM197 54V55H198ZM223 54V53H222ZM230 54V53H229ZM259 54V53H258ZM8 55V53H7ZM26 55V54H25ZM33 55V56H34ZM112 55V54H111ZM141 55V53H140ZM154 55V54H152ZM158 55V54H157ZM164 55V54H163ZM180 55V54H179ZM178 55V56H179ZM195 55L193 54V56L195 57ZM204 55V53H203ZM233 55V54H232ZM261 55V54H260ZM3 56L8 57V61L10 63L11 60L9 59L10 56H6L3 54ZM55 56V55H54ZM116 56V55H115ZM181 56V55H180ZM180 56L178 58H180ZM210 56V55H209ZM224 56V55H223ZM262 56V55H261ZM30 57V55L28 56V58ZM129 57V56H128ZM131 57V56H130ZM163 56H161L162 58ZM198 56H196V58H192L193 60H196ZM202 57V56H201ZM201 57H198L199 58V61H196V63L199 62V64L201 63V60L202 58ZM227 57V56H225ZM233 57V56H232ZM260 57V56H259ZM258 57V58H259ZM35 58V56L33 57ZM175 58V57H174ZM173 58V59H174ZM201 58V59H200ZM208 58V57H207ZM206 58V60H207ZM217 58V57H216ZM5 59V60H6ZM12 59V61H13ZM32 59V58H31ZM30 59V61H31ZM128 59V58H126ZM184 59V58H183ZM211 59V58H210ZM226 59V58H225ZM175 61H179L180 63L183 62L184 63V60H181V59H174ZM181 60V61H180ZM198 60V59H197ZM205 60V59H204ZM218 60V59H217ZM230 60V59H229ZM166 61V60H165ZM171 61H173L171 59ZM177 61V62H178ZM190 61V60H189ZM263 61V60H262ZM9 62H7V65L9 64ZM14 62V61H13ZM164 62V61H163ZM175 62V63H177ZM178 62V64H179ZM203 62V61H202ZM236 62V61H235ZM169 63V62H168ZM172 63V62H171ZM173 63V66L174 64ZM183 63H182V67L180 68L178 65V68H180L179 70L183 69L184 68H188V66L186 65L183 66ZM14 63H12L13 65ZM34 64V63H33ZM49 65V63H47ZM69 64V63H68ZM170 64V63H169ZM198 64V65H199ZM205 64V63H204ZM212 64V63H211ZM223 64V63H222ZM229 64V63H228ZM6 65V64H5ZM6 65V66H7ZM11 66V64H9ZM61 65V64H60ZM171 65V64H170ZM193 65V64H192ZM196 65V64H195ZM195 65H193L194 67H196ZM202 66H204V68H206L207 66L206 65H203L201 64ZM224 65V64H223ZM6 66H4L6 68ZM59 66V65H58ZM96 66L97 68H99V72L96 73V70H95V67ZM165 66H168V65H165ZM173 66H170V67H173ZM234 66V65H232ZM35 67V66H34ZM174 67H177L176 65ZM235 67V66H234ZM37 68V67H35ZM46 68V67H45ZM50 68H51V65H50ZM72 68V67H71ZM183 69L184 71L188 70V69ZM208 68V67H207ZM210 68V67H209ZM213 68V67H212ZM216 68V67H215ZM238 68V67H237ZM203 69V67H202ZM211 69V68H210ZM228 69V68H227ZM43 70V69H42ZM48 70V69H47ZM66 70V68H65ZM124 70H127V71H130L129 74H127L126 76H122V77H119L120 74L124 71ZM239 70V69H238ZM67 71V70H66ZM201 69L199 71H196L197 73L200 72ZM207 72H209L208 69H206ZM215 72V70H213ZM218 71V70H216ZM220 71V70H219ZM43 72V71H42ZM47 72V71H45ZM44 72V73H45ZM57 72V70H56ZM54 71V73H56ZM59 72V70H58ZM110 72V71H109ZM190 72H192V70H190ZM222 72V71H220ZM231 72V70H230ZM12 73V72H11ZM68 73V72H66ZM180 73V72H179ZM184 73V72H182ZM194 73V72H193ZM193 73L192 76H193ZM219 73V72H218ZM217 73V74H218ZM42 74V73H41ZM62 74V73H61ZM126 74V73H124ZM187 74V73H186ZM190 74V73H189ZM220 74V73H219ZM218 74V75H219ZM224 74V73H223ZM221 74V75H223ZM232 74V73H231ZM27 75V74H26ZM46 75V74H45ZM55 75V74H54ZM114 75V73H113ZM179 75V74H177ZM183 75V74H181ZM181 75H179V77L177 79H180V78H183ZM200 75V73H199ZM233 75V74H232ZM201 76V75H200ZM226 76V75H225ZM228 76V75H227ZM41 77V75H40ZM43 77V76H42ZM104 77V75H103ZM199 76H197L196 79H198ZM224 77V76H223ZM235 77V76H234ZM14 78V77H13ZM53 78V76H52ZM56 78V77H55ZM186 78V77H185ZM189 78V77H188ZM194 78V77H193ZM203 78V77H202ZM201 78V79H202ZM212 78V77H210ZM220 79V77H218ZM222 78V76H221ZM225 78V77H224ZM228 78V77H227ZM258 78V77H257ZM11 79V77H10ZM43 79H46L45 77ZM104 79V78H103ZM200 79V78H199ZM217 79V78H216ZM215 79V80H216ZM34 80V78H33ZM33 80L32 83L30 81V84L33 85ZM48 80V79H47ZM46 80V81H47ZM102 80V79H101ZM222 80V79H221ZM225 80V79H224ZM229 80V78L227 79V81ZM235 80V79H234ZM3 81V80H2ZM6 81V80H4ZM12 81V80H11ZM37 81V79H35V82ZM89 81V82H90ZM183 81V80H182ZM194 81V79H193ZM201 80H199L198 82H200ZM218 82L220 80H217ZM216 81V83L218 84V87L220 88L223 87L224 88V85L223 84H219L218 82ZM223 81V80H222ZM231 81V80H230ZM259 81V80H258ZM17 82V81H16ZM34 82V84H36ZM87 82V81H86ZM177 82V81H176ZM185 82V81H184ZM188 82V81H186ZM197 82V81H196ZM197 82V83H198ZM11 83V82H10ZM28 83V82H26ZM59 83V81H58ZM82 83V84H81ZM174 84L175 81L173 82ZM173 83H171L172 85H174ZM192 83V82H191ZM201 83V82H200ZM213 84V82H211ZM210 83V85H212ZM215 83V81H214ZM214 84L216 85L217 87V84ZM226 83V86L228 84V82H225ZM232 83V82H231ZM234 83V82H233ZM232 83V85H233ZM261 83V82H260ZM8 84V83H7ZM16 84V83H15ZM29 84V83H28ZM49 84V83H48ZM51 84V83H50ZM114 84V83H112ZM157 84V83H156ZM166 84V83H165ZM164 83L160 84V87H164L165 85ZM188 84V83H186ZM185 84V85H186ZM230 84V82H229ZM4 85V84H3ZM52 85V84H51ZM95 85H98V84H95ZM150 85V84H149ZM177 85V84H176ZM181 86L180 89H183V87H187V86ZM231 85V84H230ZM231 85V86H232ZM16 86V85H15ZM54 86V85H53ZM155 86V85H154ZM175 86V85H174ZM208 86V84H207ZM4 87V86H3ZM2 88L1 90V94L3 96V99L7 97L6 95V92H5V88ZM11 87V86H10ZM9 87V89H11ZM38 87V88H36ZM102 87V85H101ZM167 87V86H165ZM176 87V86H175ZM179 87V85H178ZM190 87V86H189ZM209 87H212V86H209ZM217 87V88H218ZM30 88V86H29ZM32 88V87H31ZM110 88V87H109ZM188 88V87H187ZM192 88L193 86L190 88L191 91H192ZM138 89V88H137ZM150 89V87H149ZM178 89V91L180 90ZM196 89V87H195ZM226 91H230L231 92V89L232 87L229 89V87L227 88L226 87ZM64 93L62 94L61 96V91ZM123 90H126V88H124ZM154 90L156 91V89L154 88ZM167 91H169V89H166ZM189 90V89H188ZM218 90V89H217ZM216 90V92H217ZM219 90H222L221 88ZM9 91V90H8ZM122 91V90H121ZM149 91V90H148ZM163 91V90H162ZM165 91V90H164ZM173 91V90H172ZM195 91V90H194ZM197 91V90H196ZM223 91V90H222ZM110 93L111 96H113L112 99L108 100L106 99V101H102L100 95L102 93ZM170 92V91H169ZM177 92V91H176ZM183 92V91H181ZM189 92V91H188ZM198 92V91H197ZM216 92H214L215 94H211V98L210 99H216V98H219L221 96V99L224 98V96H228V95H225V93H220L222 95L220 96H217L216 95ZM221 92V91H220ZM55 93H58V100H56V98L54 97V94ZM94 93V94H93ZM179 93V92H177ZM176 93V94H177ZM185 93V92H184ZM228 93V92H226ZM0 94V95H1ZM126 91H125V95L126 96ZM129 94V93H128ZM175 94V93H174ZM173 94L172 95H168L166 96L167 99H171V101L173 99L174 102V105H176V108L177 109H181L183 108V105L189 100L178 95V98L175 97ZM175 94V95H176ZM6 95V97H5ZM107 95V94H105ZM196 95V94H195ZM199 95H202L199 94ZM70 96V99H67V97ZM94 96H97L96 98V101H92L91 102V99L94 97ZM116 96V99L115 97ZM180 96V98H179ZM189 96V95H188ZM198 96V95H196ZM195 96V98H190V99H196L197 100V97ZM127 97V96H126ZM145 98H148L150 97L151 99H155V100H162L163 99V96L153 92L151 95H148V94H145L144 95ZM165 97V98H166ZM191 97V96H189ZM204 97V96H203ZM149 98V99H150ZM199 98V97H198ZM150 99V100H151ZM205 99V98H204ZM209 101L210 99L207 98ZM220 99V100H221ZM228 99V97H227ZM1 100V99H0ZM7 100V99H6ZM203 100V99H202ZM206 100V99H205ZM9 101V99H8ZM139 101V100H138ZM195 101V102H196ZM218 101V100H217ZM223 101V100H221ZM220 101V102H221ZM140 102H141V99H140ZM142 102H144L142 100ZM156 102V101H155ZM190 102V101H188ZM214 102V101H213ZM219 102V101H218ZM224 102H227V101H224ZM10 103V102H8ZM87 103V102H86ZM206 103H209V102H206ZM217 103V102H216ZM228 103V102H227ZM63 104V103H62ZM139 104V102H138ZM143 104V103H142ZM146 104V103H144ZM189 104V103H188ZM199 105V104H197ZM203 105V104H202ZM54 106H57V102L55 103ZM50 107H53L50 106ZM87 107V106H86ZM197 107H200V106H197ZM84 108V107H83ZM153 108V107H152ZM202 108V107H200ZM199 108V109H200ZM185 109V108H184ZM201 110V109H200ZM112 111V112H111ZM161 111V110H160ZM153 112V111H152ZM158 112V111H157ZM201 113V112H200ZM2 112H0V116ZM87 114V113H86ZM181 114V113H180ZM202 115V113H201ZM167 116V114H166ZM173 116V114H172ZM115 117V116H114ZM199 117V115H198ZM170 118V116H169ZM195 118V117H194ZM193 118V119H194ZM234 118V117H233ZM115 118V120H117ZM132 119V118H130ZM129 119V120H130ZM143 119V118H142ZM148 119V118H147ZM261 119V118H260ZM1 120V118H0ZM125 120V119H124ZM171 120H172V117H171ZM199 122L198 123H202V119L199 117V119H197ZM223 120V119H222ZM220 120L219 123H222L223 121ZM259 120V119H258ZM118 121V120H117ZM126 121V120H125ZM132 120H130L129 122L127 121L128 125L129 123L131 122ZM144 121V120H143ZM218 121V120H217ZM115 122V121H114ZM134 122V121H133ZM133 122L130 123V126H133ZM151 122V121H150ZM168 122V121H167ZM233 122H235L233 120ZM239 122V121H238ZM116 123V122H115ZM118 123V122H117ZM153 123V122H151ZM216 123V121H215ZM229 123V122H228ZM236 123V126H232L230 127L231 131H235L237 132L238 129L240 128V125L238 126L237 122ZM255 123V122H254ZM253 123V124H254ZM257 123V122H256ZM260 123V122H259ZM121 124V123H120ZM123 124V123H122ZM194 124H197V122H195ZM191 125H192V121L188 123V126L187 128L184 130V125L182 123H173L172 124V127H171V132H172V135L176 138L175 141H179V142H182V143H185L184 142V137L182 135H185L186 133H189L188 131H190L191 129ZM223 125V124H222ZM250 125V124H249ZM135 126V125H134ZM133 126V127H134ZM198 126V124L196 125ZM218 126H221L218 125ZM217 126V128H218ZM131 127V128H133ZM167 127V126H166ZM166 127L164 130H166ZM236 127V128H235ZM61 128V127H60ZM198 127H196L197 129ZM223 132L219 135H215L214 137V141L213 143L211 144V141L210 139L206 140V138L204 137V139L206 140V143L205 145H208L206 147H208L209 149H211L213 151V153L215 154V156L218 154L216 153L217 151H214V149H218V151H222V149H225L226 146H224V144L221 143V141H225L224 139H226V137H229V135L227 134H230L227 130H226V126H223ZM221 128V129H222ZM152 129V128H151ZM200 129V128H199ZM55 130H59V129H52L50 132H46V133H49L47 135V138L46 140L49 141V142H46V144L48 143V145L50 144H54V141L56 139V137L54 136L55 134ZM134 130V129H133ZM137 130V129H136ZM140 130V129H139ZM183 130L186 131V133H183ZM155 131V130H154ZM153 131V132H154ZM163 131V130H162ZM219 131V130H218ZM131 132V131H130ZM135 132V131H134ZM152 132V131H151ZM159 132V131H158ZM157 132V133H158ZM203 132V131H202ZM240 132V131H239ZM133 133V131H132ZM155 133V132H154ZM153 133V134H154ZM160 133V132H159ZM163 133V132H162ZM196 133V132H195ZM201 133V132H200ZM234 133V132H233ZM135 134V133H134ZM133 134V135H134ZM156 134V133H155ZM232 134V133H231ZM230 134V135H231ZM236 134V133H235ZM145 135V134H144ZM196 135V134H194ZM200 135V134H198ZM234 135V134H233ZM239 133L237 132L236 136L235 137H239L241 138L242 137V134H240L239 136ZM135 136V135H134ZM136 136H139V135H136ZM147 136V135H146ZM157 136V135H156ZM193 136V135H192ZM232 136V135H231ZM241 136V137H240ZM46 137V136H45ZM187 137V136H186ZM198 137V136H196ZM244 137V136H243ZM241 138V139H245L244 138ZM44 138V136L42 137V139ZM143 138V137H142ZM230 138V137H229ZM228 138V139H229ZM234 140V137H231L230 139ZM239 138H235V142L238 143L239 145L242 144L241 139ZM131 139L135 140V141H131ZM138 139H140L138 137ZM153 139V138H152ZM157 139V138H156ZM226 139V140H228ZM96 140H103L101 142V145H96L97 148L101 149L97 154H96V157H91V160H90V157L89 159H87V157L85 156L84 154V151L86 149V145H90L92 144L91 146L92 147H96L94 144V142ZM151 140V139H150ZM149 140V141H150ZM239 142H238V141ZM241 140V141H240ZM42 141V140H41ZM76 141V140H74ZM143 141V139H142ZM152 141V140H151ZM2 142H4V145L1 144L0 145V154H2L4 156V152H8V155L11 153V156H13L14 154V157H15V160H16V163L18 162L19 163V158L16 156V154L20 153V151L22 150L23 148V145L21 143H18L16 141H13L11 140L10 137H8L7 141L6 139L3 140ZM1 142V143H2ZM97 142V141H96ZM144 142V141H143ZM142 142V143H143ZM157 142V141H156ZM226 142V141H225ZM229 142V141H227ZM226 142V143H227ZM232 143H234L232 140H231ZM44 143V142H43ZM133 143L136 144V147H134ZM145 143V142H144ZM188 143V145L190 146H194L191 144L190 141H186V144ZM235 143V144H236ZM108 144V146H107ZM175 145V144H174ZM231 145V144H230ZM237 145V144H236ZM237 145V147L239 146ZM198 146V145H197ZM176 147V146H175ZM191 147V148H192ZM205 147V146H204ZM228 147V146H227ZM230 147V146H229ZM232 147V146H231ZM230 147V148H231ZM241 147L243 148V146L241 145ZM194 148V147H193ZM230 148H226V150H230L229 152V155L231 154V152L233 153V150L230 149ZM245 148V146H244ZM252 148V147H251ZM143 149V148H142ZM145 149V150H146ZM239 149V147H238ZM208 150V149H207ZM232 150V151H231ZM143 151V150H142ZM201 151V150H200ZM203 151V150H202ZM196 152V151H195ZM206 152V151H205ZM144 153V151H143ZM177 153V152H176ZM7 155V153H6ZM4 156V161L6 162L7 160V156ZM203 155V153H202ZM95 156V155H94ZM228 156V154H227ZM0 157H2L0 155ZM98 157L100 159H98ZM6 158V159H5ZM2 160V158H1ZM213 160V159H212ZM218 160V159H217ZM4 161H0V164L1 163H4ZM211 162V161H210ZM133 163H134V159H133ZM197 164V162H196ZM191 165V164H189ZM208 165V164H207ZM194 166V165H193ZM137 168V167H136ZM190 168V167H189ZM220 168V167H219ZM218 168V169H219ZM2 168L0 167V170ZM191 169V168H190ZM4 170V169H3ZM187 172H186V171ZM193 170V169H192ZM195 170V169H194ZM3 172V171H2ZM186 172V173H185ZM10 174V178L9 179H5V178H1L0 177V180H1V183H2V186H0L1 188V192H5L7 193V199L5 201V205L6 207L10 204L11 202V198H12V194H13V191H14V177L15 175L12 174V172L9 173ZM221 178H223V176L221 175ZM78 180V179H77ZM220 180V179H219ZM73 182V180L71 181ZM70 182V184H71ZM55 184V186H54ZM59 184V185H58ZM63 184V186H64ZM66 184V187H68ZM74 183H72L73 185ZM74 185H77V184H74ZM73 185V187H74ZM250 187H249V186ZM72 187V186H70ZM76 187V186H75ZM79 187V188H80ZM17 188V187H16ZM62 188V186H61ZM253 188V190H252ZM63 189V188H62ZM64 189H65V186H64ZM52 191V192H51ZM19 192V191H18ZM17 192V193H18ZM61 192H64V191H61ZM159 192H161L159 195H155V194H158ZM196 193V192H195ZM19 194V193H18ZM16 194V195H18ZM62 194V193H61ZM64 194V193H63ZM66 195V194H65ZM42 198V199H41ZM66 198V197H65ZM62 199V198H60ZM61 201H64V200H61ZM77 203V202H76ZM243 203V205L241 204ZM240 205L241 206V209H237L238 206L236 209L237 213L233 214V215H229L228 214H224L222 218H219V219H214L213 217L210 219H208L210 221V225H209V228L208 230H204V227L205 225L202 224V223H198V224H187L186 222H188L185 218V216H190L192 219H194L193 217L194 216H197V217H200L201 219L204 218V216L207 215V211H205L207 208H210L212 210H218L219 212H223V210H225L226 206H235V205ZM252 204V202H251ZM79 206V205H78ZM145 206V207H143ZM80 207V206H79ZM236 207V206H235ZM76 211V210H75ZM76 213V212H75ZM81 213V214H80ZM59 214V213H58ZM73 214V215H72ZM78 215H82L81 219L75 221V218L78 217ZM209 217V216H208ZM188 218V217H187ZM206 218V217H205ZM191 219V221H192ZM177 220L181 221V222H177ZM198 220V218H197ZM196 222V220H193ZM204 221V220H203ZM52 222V223H51ZM190 222V221H189ZM67 223V222H65ZM68 224V223H67ZM72 224V225H73ZM55 225V226H54ZM70 225V224H69ZM71 225V226H72ZM66 227H68V225H66ZM65 225L64 227L62 228H66ZM91 227V228H90ZM43 228L41 230H43ZM83 228V229H84ZM207 228V227H206ZM68 229H70L68 227ZM80 229V228H79ZM72 230V229H71ZM70 230V231H71ZM94 230V231H95ZM101 230V231H100ZM43 231H48V230H43ZM67 231V230H66ZM74 230H72L73 232ZM81 232L83 230H80ZM79 231V233H81ZM49 232V231H48ZM51 232V231H50ZM47 233V235L50 234V236L53 234L52 233ZM78 231L76 230L75 233H77ZM87 232V231H86ZM90 232V231H89ZM102 232L100 234H102ZM33 233V232H32ZM64 233V232H63ZM70 234V232H68ZM85 232H83L82 235H86L84 234ZM91 234V237L94 238V236H92L93 234L90 232ZM97 236L99 235L98 232L96 233ZM104 234V233H103ZM217 234V235H216ZM3 235V233H2ZM32 235H35V234H32ZM41 235V233H40ZM79 236V238L83 237V236ZM111 235V236H110ZM115 235V236H114ZM37 236V235H36ZM35 236V237H36ZM39 236V235H38ZM44 236V235H43ZM48 237L43 240L42 239H39V238H35L33 240V247L35 249H33V247L31 249L35 250L33 253V255L37 256L36 254L40 255V258H39V261L41 260V257L45 258V264L50 263L49 262V256L45 251L43 253V251H40V248L39 247H43L44 246L42 244L46 243L49 240H51V237ZM61 236V235H60ZM89 237V235H87ZM85 237V239H82V241H84V243L87 241L86 238L88 237ZM47 237V236H46ZM63 237V236H62ZM66 237V236H64ZM75 237V236H74ZM3 238V237H2ZM31 238V237H29ZM69 238H72L71 236ZM90 238V237H89ZM91 238V239H93ZM100 238V237H99ZM67 239V238H66ZM75 239H78V237H76ZM89 239V240H91ZM97 239V238H94V240ZM223 239V238H222ZM233 239V240H232ZM93 240V242H95ZM221 240V239H220ZM224 240V239H223ZM222 240V241H223ZM228 240V239H227ZM62 241V240H61ZM66 241V240H65ZM70 241V239H69ZM72 241V240H71ZM76 241V240H75ZM78 241V240H77ZM80 240V242H77V243H80L82 244V242ZM105 241V242H104ZM221 241V242H222ZM253 241V242H252ZM3 242V241H2ZM11 242H14V241H11ZM17 243L21 242V241H15ZM67 242V241H66ZM63 243V242H62ZM75 243V242H74ZM74 243H71V245ZM88 242H86L85 244H87ZM224 243V242H222ZM12 244V243H11ZM10 244V245H11ZM22 244V243H21ZM79 244V245H80ZM91 244V243H90ZM225 244V243H224ZM9 245V246H10ZM12 245H16V243L12 244ZM73 249H71L72 247H68L67 249H69V251H65V252H69L67 253L68 255L70 254V252L72 251H76L77 252V244H75V246ZM78 245V247H79ZM19 246V245H18ZM85 246V245H84ZM22 247V246H21ZM90 249V245H87L85 250ZM227 247V246H226ZM256 247V246H255ZM43 248L41 250H43ZM76 248V249H75ZM80 248V247H79ZM82 248V246H81ZM80 248V250H78V252H80L82 249ZM100 248V249H101ZM39 249V251H38ZM71 249V251H70ZM75 249V250H74ZM214 249H216V251H213ZM2 250V249H0ZM33 250H31L33 252ZM38 252H37V251ZM84 250V249H83ZM82 250V251H83ZM121 250V251H122ZM253 250V251H252ZM14 251V250H13ZM89 251V250H88ZM92 251V250H91ZM90 251V252H91ZM102 251V250H101ZM8 252V251H7ZM12 252V251H10ZM16 252V251H15ZM20 252V251H19ZM37 252V253H36ZM41 252V253H39ZM72 253V255L70 254V256H68L66 253H63L62 254L60 252H57L55 253L54 255H56L55 257H52V260H51V263L52 264H64L63 262L65 260L69 261L70 259V262H71V259H72V256L73 257H76L78 256L77 253ZM116 252V251H115ZM87 250L86 252H81V256H83L82 254H86L87 255ZM247 253H250V255H252V258H253V255H254V259L251 260L250 258V261L249 263H245L242 261L243 258H245V254ZM6 254V253H5ZM12 254V253H11ZM10 254V255H11ZM21 254V253H20ZM32 254V253H31ZM61 254V255H60ZM65 254V255H63ZM75 254V255H74ZM104 254V251H102L100 253V255L102 256ZM120 254V253H119ZM9 255V256H10ZM27 255V254H26ZM114 255V254H113ZM249 255V256H250ZM19 256V255H18ZM17 256V257H18ZM58 256V257H57ZM62 258H61V257ZM98 256V255H97ZM117 256V254H116ZM14 257V256H13ZM48 257V258H46ZM60 258L55 260L53 258ZM65 257V258H64ZM68 257H70L69 259H67ZM90 257V256H89ZM119 257V258H120ZM28 258V257H27ZM38 258V256H37ZM79 260V256L77 257ZM76 258V259H77ZM115 258V257H114ZM224 258V257H223ZM23 259V257H22ZM25 259V258H24ZM33 259V258H32ZM62 259H65V260H62ZM88 259V258H87ZM85 259V260H87ZM113 259V258H112ZM225 259V258H224ZM29 260V258L27 259ZM62 260V263L61 261ZM74 260V258H73ZM82 260L84 261V259L82 258ZM101 260V258L99 257L98 259H96V257H91L88 259V261H86V263L84 264H98V263H101L99 262ZM249 260V259H248ZM247 260V261H248ZM7 261V260H6ZM55 261V263H53ZM60 261V262H59ZM81 261V262H83ZM114 261V260H113ZM186 261V260H185ZM189 261V260H188ZM27 262V261H26ZM57 262V263H56ZM72 262H76L75 261H72ZM69 263V264H74V263ZM118 262V260H117ZM184 262V261H183ZM11 263V262H10ZM34 263V262H33ZM12 264V263H11ZM36 264V263H35ZM66 264V262H65ZM189 264H190V261H189Z\"/></svg>",
    "mask_w": 264,
    "mask_h": 264
}]
</instances>
